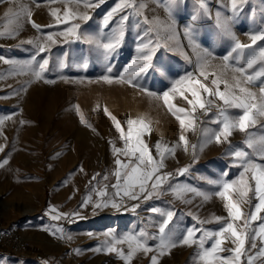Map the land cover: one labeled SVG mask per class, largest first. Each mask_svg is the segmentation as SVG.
<instances>
[{"label":"crops","instance_id":"obj_1","mask_svg":"<svg viewBox=\"0 0 264 264\" xmlns=\"http://www.w3.org/2000/svg\"><path fill=\"white\" fill-rule=\"evenodd\" d=\"M158 1L164 4L169 3L168 0H153V6L150 8L148 0H135V4L137 9L141 4L144 5L141 10L142 14L150 20L158 18L164 21L163 12L169 15V8H171V17L175 18L176 21L185 14H189L192 18L196 17L194 23H188L185 26L191 25L196 44H199L201 49L208 48L216 57L210 61L204 70L207 79L198 70L200 49L189 44V38L185 35V26L182 27L185 37L182 38L179 35L176 21L171 32L157 34L156 32H149V25L144 23L142 15L135 14L136 9H125V12L118 13L107 26H104L105 16L118 3V0H105L104 4L95 8L86 9L83 3L79 7L70 5L74 11L86 12L90 19L87 21L70 20L68 24L57 25L55 18L50 15V10L56 8L60 10L58 14H63L64 4L59 0L56 2L38 0V3L35 0H0V32L16 29L15 35L0 37V117H10V119L4 120L3 124H0V145L3 146V151H0V164L4 160L8 161L7 164L0 167V173L6 166L18 164L12 160L13 153L6 149L5 129L2 128L4 126H46L52 124L51 120L57 119L61 122L59 125L86 126L96 124V126L108 127V129L103 130L101 135H107L114 140L112 145L96 146L99 158L104 159V161H106L105 158L108 159V164L105 162L104 164L96 163V182L91 180H87L89 181L87 182L82 176L83 169L77 165L75 172L72 173V168L66 169L64 173H71L70 175L62 177L60 181H52L49 185L51 196L46 200L45 209L40 217L47 220L51 231L56 232V235L51 233L47 235L50 238L51 246L55 245L56 249L73 254L75 264H96V249H103L106 241L111 239V236L105 235L106 233L122 237L127 234L143 232L149 237L147 243L155 248L159 244L157 224L162 218L158 214L151 213L149 211L151 208H158L163 211L172 210L175 213L171 228L177 230V235L193 226L206 231L218 230L222 223L216 222L214 217H227V210L224 207L225 201L216 196L215 192L219 191L218 185L222 182L238 180L240 172L243 170L239 166V160L233 158L232 152L237 149L252 152V149L247 148L245 144V133L234 130L232 136L229 137L230 144L213 142L204 146L202 150L198 146L194 160L191 147L186 152L182 142H179V137L183 134L191 144L199 145L203 143L202 133L198 137L190 129L182 131L179 121L168 111L162 99L150 96L140 88L132 87L127 82H121L117 79L131 62L138 58L139 53L136 49L140 42L139 36L145 37V43L148 40L158 41L161 47L156 50L153 56V62L156 65L155 70L141 74L137 77L136 82L144 89H149L159 96H162L164 91H169L172 97L171 102L176 107L192 111V107L187 101L193 99L189 89L197 79L215 90L216 86L212 84V80L219 78V89L223 91L225 89L224 81L234 84L233 76L239 77V74H234L231 68L224 71L221 76V58L234 47V41L229 40V38L217 39L214 36L213 28L208 26L207 23L210 19L217 22V12L215 19L212 18L210 10L209 14L206 15L200 6L201 0H180L176 6L169 5L166 8L163 5L166 11H159L158 6H155ZM207 1L205 0L206 4ZM22 8L30 10L31 17L29 18L22 13L17 26L14 14L20 13ZM124 14L129 15V20L121 25L119 17ZM220 15L222 18L231 16L225 10L220 11ZM29 20L43 27L38 31L32 27ZM77 22L81 25L78 32L82 37H96L107 42L108 37L118 34L121 28L125 34L119 47L110 57H106L102 49L89 45L84 39L69 38L68 42H65L63 37H55L58 43L52 45L50 51L44 54L49 59V67L43 74V79L36 80L32 75V69L22 67L30 62V58L35 54L33 45L27 41L37 40L50 33L65 31L72 23ZM236 39L243 43L240 39ZM208 40L210 42H207ZM250 54L245 53V50L243 53L234 54V56L239 55L240 59L237 62L234 58L231 61L232 67L244 66ZM5 59L10 63H5ZM61 60L64 61L63 67L60 64ZM96 61L119 64L116 71L111 74L112 83L100 79L102 75L100 71L96 70ZM39 62H41V58L38 57L36 62H32L33 67L38 68ZM85 63L87 67L84 66ZM189 73L192 76L177 84V90L173 91L172 85ZM239 78L243 80V77ZM46 80L51 81V83H46ZM241 86L249 88L250 91L256 93L257 97L259 96L258 83L256 85L242 84ZM233 90L236 95H241L238 89L234 88ZM57 95H61V100L64 102L63 106L59 108L56 103ZM202 99H214L215 103L211 107L209 115H205L199 108L196 109L195 115L199 116L200 128L218 130L219 125L212 123V120L218 115V109L215 105L221 102L218 98L208 97L206 93H202ZM155 109L156 116H154ZM227 112L235 117L240 115L242 110L229 108ZM112 117L120 123L125 137H127L129 130L127 121H137L132 126L133 141L131 143L135 142L136 132L140 129L141 122L146 125L141 139L156 160H159L155 147L157 142L161 143L162 148L179 144L175 147L174 154L166 155L165 167L161 170L162 173L171 174L164 185L165 194L159 197L153 196L147 201H131L126 197L123 199L116 198L115 202L121 205L119 208H113L110 205L102 208L94 207L95 203L103 202L102 198L96 195L97 190L107 186L106 191L110 198L116 191L112 188V185L117 182L114 175L117 170L115 160L119 158L123 163H128L125 156L114 154V148L124 149L125 144L120 138L121 133L112 128L115 127ZM21 121L24 123L22 124ZM250 133L254 138L264 134V118L258 120L257 124L250 129ZM63 150L69 152L68 147ZM79 156L81 157V155ZM254 159L256 162L264 163V160L257 157ZM182 168L187 169L183 174L178 172ZM27 172L32 173L33 171L25 169V173ZM250 175V173L246 174V178H250ZM86 182L90 184L86 186ZM169 186L175 188L192 187L207 195L209 199L205 200L203 196L188 192L183 194V198L191 201V203H184L168 191ZM251 187L254 190V182H251ZM29 190L28 187L25 190L28 194V201H24L25 204H30L31 199L36 198V193ZM232 195L234 199H240L235 191ZM249 195L253 196V193L250 192ZM89 197L91 200L85 203ZM9 202L11 204L17 203L14 199H9ZM137 203H139V207L133 211L131 205ZM255 203L253 198L252 205ZM240 206L245 212L250 208V205L243 201ZM73 213H78V216L72 215ZM57 215L61 218L52 219L53 216ZM200 221L206 222L200 223ZM239 223L242 225V221ZM258 223L254 222L253 226ZM59 229H63V233ZM68 236L71 239H68ZM47 242L49 243V240ZM211 242L208 240L205 246L210 247ZM256 243L259 247L260 240L257 239ZM116 247L127 249V244L116 245ZM223 247L231 248L233 245L226 242ZM246 247L250 248L251 246L248 244ZM198 251L196 246H177L171 249L170 253L175 257L188 253L197 259ZM254 251L252 250V252ZM219 255L229 257L232 254L228 251H222ZM8 257H10L9 253H1L0 251V261L8 260ZM242 259L243 263L247 264V257ZM200 263L203 262L198 260V264ZM65 264H69L68 261ZM255 264H264V258L256 260Z\"/></svg>","mask_w":264,"mask_h":264},{"label":"snow or ice","instance_id":"obj_2","mask_svg":"<svg viewBox=\"0 0 264 264\" xmlns=\"http://www.w3.org/2000/svg\"><path fill=\"white\" fill-rule=\"evenodd\" d=\"M38 3V0H35ZM50 2H56V0H50ZM64 4L63 14H58L59 9L52 8L50 15L55 18L57 25L63 23L68 24L70 20L87 21L90 16L84 12L74 11L70 8V5L75 4L77 7L83 3L84 8H95L105 3V0H59ZM169 5L176 6L180 0H168ZM228 5L232 12L231 16L221 17L220 13H217L218 26L222 28V31L231 40L234 41V47L222 56L221 76L223 72L231 68L234 74H239V77H243L241 80L238 76H233L234 84L225 83V89L221 91L219 89L220 79L212 80V84L215 85V90L209 88L206 84L201 83L199 79L193 82V86L189 89L191 97L193 99L188 100V104L191 105L192 111H188L184 108L176 107L171 101L169 91H164L162 96L152 92L149 89H144L139 85L137 77L141 74H146L150 70H155L156 65L153 62V56L156 50L161 47L158 41L153 42L148 40L144 42L145 37L139 36V43L137 46V52L139 56L134 59L127 69L117 78L121 82H127L132 87L140 88L150 96H154L163 100L164 105L168 108L175 118L179 121L182 131L190 129L200 137L202 133L203 143L191 144L186 136L183 134L179 137V142H182L184 150L187 152L191 147L193 159H196L197 147L202 150L204 146L210 143H229V137L232 136L234 130H238L241 133H245V144L247 148L252 149L249 153L245 150H234L232 156L234 159L239 160V166L243 169L240 172L238 180L224 181L219 187V191L215 192V195L221 197L224 201V207L227 210V217H214L216 222L222 223V226L215 231H206L195 226L189 227L183 233L176 234L177 230L171 228L174 222L175 213L172 210L163 211L158 208H151L149 211L153 214H158L162 219L158 222V239L159 244L154 248L147 243L148 236L146 233L140 234H127L122 237H116L110 233H106V236H111L110 241H106L103 249H96V251L104 250L106 252H114L122 259L125 264H130L133 257L138 252L154 253L150 257V264H158V258L170 253L171 249L177 246H196L199 251L197 253V259L202 261L203 264H243V257H247V264H255V261L264 258V163L256 162L254 157L264 160V134H261L258 138H254L250 133V129L253 128L260 118H264V47H259L258 50H253L250 56L246 60L244 66L232 67L231 61L235 58L239 62L238 53H243L245 49H253V46L257 44V41H264V30L258 33L249 34L251 44H243L235 38V33L232 31V23L236 15L241 11L245 4L249 0H227ZM206 15L209 14V9L205 0H201L200 4ZM144 5L141 4L139 9L133 3V0H118L115 7H113L104 18V26H107L109 22L118 13L125 12V9H136V15H142V9ZM26 14L31 17V11L27 8H22L20 13H15L14 16L19 24L21 14ZM169 17H171V8H169ZM121 25L125 24L129 20V15L124 14L119 17ZM196 17H193L195 20ZM32 23V27L41 30L43 26L38 25L29 20ZM144 23L149 25V32H171L174 28V21L165 22L158 18L149 20L147 17L144 19ZM80 23H72L70 27H67L65 31L50 33L44 35L42 38H38L34 41H27V43L33 45L35 54L30 58V62L23 65L32 69V75L36 80L43 79V74L48 70L49 59L44 55L52 45L57 44L58 41L55 37H63L65 42H68L69 38L84 39L89 45H94L98 49H102L103 54L106 57L112 56L116 49L119 47L122 37L124 36V30L121 28L118 34L108 37L107 42L102 41L96 37H82L78 30L80 29ZM16 34V29H11L7 32H0V37L5 35L11 37ZM185 35L189 38V44L196 49H200V55L198 57L199 64L198 70L201 75L207 79V74L204 71L209 65L210 61L215 59L213 52L208 48H202L199 44H196L192 26L189 25L185 28ZM41 58V62L38 63V68L33 67L32 62H36ZM5 63H10L7 59ZM61 67L64 66V61H60ZM87 67V64H84ZM251 70V71H249ZM161 71L163 68L161 66ZM107 74L100 77L101 80L112 83L113 77L111 76L113 68L111 66L106 67ZM192 76L189 73L187 76L177 80L172 85V90L176 91V85L182 83L184 80H188ZM51 83V81H45ZM259 84V96L256 93L249 90V88L241 86L256 85ZM238 89L241 95H236L233 89ZM202 93H206L210 98H218L221 102L216 104L218 109V115L212 120V123L218 124V130H208L200 128L198 121L199 116L195 115L196 109L199 108L205 115H209L211 107L214 105V99L203 100ZM183 96V91L181 90ZM186 98V97H185ZM187 99V98H186ZM236 108L241 109L242 112L238 116H231L228 114L227 109ZM110 115V114H109ZM10 119L8 116L0 117V124H3L4 120ZM115 122L117 131L121 133V140L124 141L125 148H114V154L123 155L128 159V163H123L119 158L115 160L117 170L114 172L116 177V184L112 185L116 191L110 198L106 191L107 186L102 187L96 191V195L102 198L103 202H97L94 204L95 208L108 207L119 208L121 205L116 201V198H127L131 201H147L153 196L159 197L165 194L164 185L169 180L170 173H162V169L165 167L164 160L166 155L174 154L175 147L179 146H164L162 148L161 143L157 142L155 145L159 160H156L151 154L148 146L141 139L144 129L147 127L141 122L140 129L137 130L135 136V142L133 141L132 126L137 123L135 120H128L129 130L127 137H125L121 125L115 118L112 117ZM23 124L24 121H21ZM131 145V146H129ZM0 151H3V146L0 145ZM8 161L4 160L0 167L7 164ZM187 171L186 168L179 169L178 172L183 174ZM250 173V178H246V174ZM251 182H254V190L251 187ZM170 191L176 198L181 199L184 203H191V201L185 200L183 194L192 192L195 195L203 196V199L207 200L209 197L203 193L198 192L192 187L175 188L169 186ZM238 193L240 199H234L232 193ZM252 192L253 196L249 193ZM255 199L256 203L252 205V199ZM89 197L85 203L89 202ZM246 202L250 205L248 211H243L241 208V202ZM139 207V203L131 205L133 211ZM55 211L54 209H51ZM67 215V214H64ZM72 215L78 216V213ZM59 215L53 216L52 219H60ZM198 219V218H197ZM242 221V225L239 223ZM206 221H200L205 223ZM254 222H259L256 226H253ZM52 235H56L55 231L49 230ZM63 233V229H59ZM61 238H64L61 236ZM71 239L70 236L67 237ZM257 239L260 240V246H257ZM208 240H211V246L206 247L205 244ZM226 242H230L233 247L225 248L223 245ZM127 244V252L116 247V245ZM250 244V248L246 245ZM252 250H255L252 252ZM79 251V250H77ZM222 251H228L232 255L229 257H222L219 255ZM251 253V254H250Z\"/></svg>","mask_w":264,"mask_h":264},{"label":"rangeland","instance_id":"obj_3","mask_svg":"<svg viewBox=\"0 0 264 264\" xmlns=\"http://www.w3.org/2000/svg\"><path fill=\"white\" fill-rule=\"evenodd\" d=\"M133 3L135 4V0ZM163 5L167 8L169 3L164 4L161 1L155 3L159 11H166ZM151 6L153 5L149 7ZM217 8L219 11H228L232 15L227 0L217 3ZM163 13L166 23L170 20L176 21L167 13ZM142 18L145 19L143 14ZM249 22L250 30L249 33H246L243 24ZM216 23L211 19L207 23L213 28L214 36L217 39L229 38L227 35L224 36L222 28ZM231 27L232 30L234 28L242 30L240 37L235 35V38L240 39L244 44H251L249 34L264 30V0H249L236 15ZM259 47H264V41H257L253 49H245V53H251L254 49L258 50ZM107 66H111L112 73H114L119 64L96 61V70L100 71L102 76L107 74ZM56 103L58 108L63 106L61 95H57ZM154 112V116H156V109ZM51 121L52 124L38 127H2L5 129L6 149L13 153L12 160L18 164L6 166L0 173V230L9 229L19 232L26 238V245L22 249H14L0 244L1 253L7 252L10 256L8 260L0 261V264H65L67 261L69 264H75L76 262L73 254L56 249L55 245L52 247L50 238L47 237L51 230L50 224L46 219L40 217V214L45 209L46 200L51 196L49 185L52 181L57 182L62 177L70 175L71 173H64L66 169L72 168V173L75 172L77 165L83 169L82 176L86 181L96 182V163L104 164L105 162L108 164V159L105 158L106 161H104L99 158L96 146L106 147L114 144V140L107 135H101L103 130L108 127L96 126V124L59 125L60 120L53 119ZM112 128L117 131L116 127ZM67 147L69 152L63 150ZM25 169L33 172L25 173ZM89 184L87 183L86 186ZM27 187L36 193V198L33 197L30 204L24 203V201H28V194L25 192ZM9 199H14L17 203L11 204ZM121 250L127 252V249ZM153 254L138 252L130 264H150V257ZM96 264H125V262L116 253L101 250L96 252ZM158 264H198V259L188 253L178 257L168 253L158 258Z\"/></svg>","mask_w":264,"mask_h":264},{"label":"bare ground","instance_id":"obj_4","mask_svg":"<svg viewBox=\"0 0 264 264\" xmlns=\"http://www.w3.org/2000/svg\"><path fill=\"white\" fill-rule=\"evenodd\" d=\"M152 1L153 0H148V4H149V6L150 5H153V3H152ZM221 3V0H211L210 2H208L207 3V6H208V8H209V10H210V12H211V16H212V18L213 19H215V15H216V12L218 13H220V11L217 9V3ZM3 6V5H2ZM150 8V7H149ZM228 10V9H227ZM150 11V10H149ZM252 18V17H251ZM250 19V18H249ZM212 20V19H211ZM251 20V19H250ZM195 21L193 20V18L189 15V14H185L181 19H179V20H177L176 21V26H177V28H178V31H179V35L182 37V38H184L185 37V35H184V33H183V31H182V27L183 26H185L186 24H188V23H194ZM207 22V21H206ZM211 24V23H210ZM217 24V23H216ZM243 26L245 27V30H246V33H249V30H250V26H251V24H250V22L249 23H244L243 24ZM185 27H187V26H185ZM234 27H235V25H234ZM239 27V26H238ZM240 27H242V25H240ZM220 28V27H219ZM209 30V29H208ZM234 33H235V35L236 36H238V37H240L239 35H241V31L242 30H240V29H235L234 28V30H232ZM222 32V31H221ZM253 32H254V30H253ZM223 33V32H222ZM206 34V33H205ZM211 34V33H210ZM196 36V35H195ZM224 36H226V35H224ZM209 37V36H208ZM206 38H207V35H206ZM209 39V38H208ZM197 40V39H196ZM206 40V39H205ZM230 40V39H229ZM207 42H210L209 40L207 41ZM213 42V41H212ZM215 43V42H214ZM233 44V43H232ZM205 45V44H204ZM206 45H208V44H206ZM210 45V44H209ZM211 46V45H210ZM217 46V45H216ZM227 46V45H226ZM209 47V46H208ZM219 47V46H218ZM228 51V50H227ZM218 101V100H217ZM194 144V143H193ZM189 150V149H188Z\"/></svg>","mask_w":264,"mask_h":264},{"label":"built area","instance_id":"obj_5","mask_svg":"<svg viewBox=\"0 0 264 264\" xmlns=\"http://www.w3.org/2000/svg\"><path fill=\"white\" fill-rule=\"evenodd\" d=\"M0 244L14 249H22L26 245V238L14 230L1 229Z\"/></svg>","mask_w":264,"mask_h":264}]
</instances>
